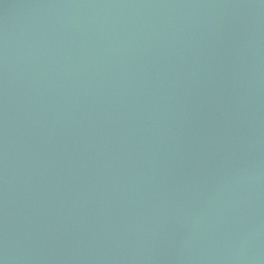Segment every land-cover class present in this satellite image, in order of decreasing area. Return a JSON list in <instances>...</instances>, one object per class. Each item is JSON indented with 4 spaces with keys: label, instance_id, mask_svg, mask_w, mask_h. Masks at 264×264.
Masks as SVG:
<instances>
[{
    "label": "water",
    "instance_id": "1",
    "mask_svg": "<svg viewBox=\"0 0 264 264\" xmlns=\"http://www.w3.org/2000/svg\"><path fill=\"white\" fill-rule=\"evenodd\" d=\"M0 264H264V0H0Z\"/></svg>",
    "mask_w": 264,
    "mask_h": 264
}]
</instances>
